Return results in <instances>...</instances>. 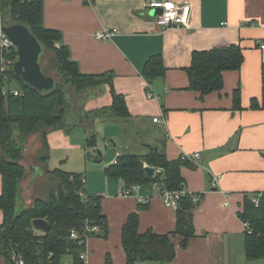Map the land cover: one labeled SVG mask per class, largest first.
<instances>
[{
	"label": "crops",
	"instance_id": "obj_1",
	"mask_svg": "<svg viewBox=\"0 0 264 264\" xmlns=\"http://www.w3.org/2000/svg\"><path fill=\"white\" fill-rule=\"evenodd\" d=\"M147 1L41 0L42 22L45 28L61 33L80 73L111 75L114 91L124 97L131 118L97 119L93 130L96 139L98 123L113 126L106 133L118 143L125 137V126L131 125L134 134L143 133L144 138L136 141V147L124 143V153L143 155L148 147L164 141L168 160L198 155L187 161L193 167L181 169L184 191L203 194L193 212L196 236L185 249L179 246L180 238H171L175 258L169 264H264V260L245 259L247 230L238 218L246 195L264 193V110L251 107V101L260 103L262 95L264 0H165L189 4L191 12L188 29L164 30L156 26L151 11L145 8ZM106 29H116V34L107 41L95 38L96 32ZM229 45L241 47V68L224 72L222 89L200 100L198 93L188 90L185 69L190 66L192 53ZM158 55L163 75L148 83L142 73L144 66ZM236 88H240V109L233 102ZM83 103L87 111L108 107L112 103L108 85L86 93ZM55 132L62 133L50 132L48 147ZM66 135L62 140L67 143L59 146L63 153L80 147L70 145ZM97 142L93 150L97 149ZM34 143L38 144L34 145L37 152V135ZM116 146L113 144L115 155L105 168L114 162L116 154H122ZM42 166L45 168L43 163ZM40 169L36 165L28 171L35 179L38 173L42 174ZM104 183L103 192L92 195L102 197L101 213L107 221L108 238L88 239L86 264H105L107 259L111 264H125L121 230L131 213L138 214L141 234L152 231L167 235L174 230L175 211L164 205L157 187L141 190V195L150 198L142 202L147 208L138 210L140 202L135 198L118 196L121 182L105 176ZM0 264L5 262L0 260Z\"/></svg>",
	"mask_w": 264,
	"mask_h": 264
},
{
	"label": "trees",
	"instance_id": "obj_2",
	"mask_svg": "<svg viewBox=\"0 0 264 264\" xmlns=\"http://www.w3.org/2000/svg\"><path fill=\"white\" fill-rule=\"evenodd\" d=\"M0 14L2 26L22 24L39 39L45 54L51 55V68L43 71L46 75L54 74L57 82L53 91L40 93L32 90L13 73L12 64L5 65V70L0 72V260L5 264H15L12 257L17 256L21 258L22 264H63L68 260L81 264L79 255L85 250L82 238L88 227H98V232L92 233L91 238H108L107 221L101 213L102 197L85 193V178L82 174L45 168L47 179L44 182L54 187L44 196L34 197L28 207L22 206L20 185L27 175L22 163L27 143L30 137L37 135L40 147L35 158L44 164L49 156L47 135L50 132L68 134L73 128L80 127L87 133L85 147L92 149L97 141L93 132L97 119L128 121L131 115L124 97L113 89L112 76L80 73L77 63L70 59L69 49L63 44L61 33L43 26L41 0H0ZM1 54L6 60H16L13 48L4 49ZM243 62L244 56L239 45L194 51L190 66L185 69L189 80L188 90L198 93L200 100L220 91L222 74L239 70ZM163 72L162 60L158 55L146 62L142 73L149 83L163 75ZM261 80V102L252 100L251 107L264 110V61L261 65ZM105 84L109 87L112 103L108 107L85 110L83 101L86 93ZM71 92L78 97L79 103H74ZM239 95L240 88H236L233 94L236 109H240ZM101 159L102 156L98 155L94 161L99 162ZM145 165L154 168L152 177H147ZM186 166L193 167L182 158L167 159L165 142L162 141L159 146L148 147L143 155L116 154L114 162L105 168V176L121 182L125 188L139 185L141 192L155 185L158 196L164 192H182L174 209V230L167 235H157L152 231L139 233L138 214L128 215L121 230L125 264H169L175 258L171 238H180L179 246L185 249L188 241L196 236L193 212L203 194L184 191L185 181L181 169ZM80 193H84L85 198L82 199ZM254 197L259 200L257 206L252 202ZM194 198L198 199L195 201ZM146 208L147 204L142 202L137 206L138 210ZM238 218L248 225L245 231V259L264 260V193L246 195ZM35 220L46 222L48 231L36 230L33 227ZM71 231H76L77 238H70ZM105 264H111L109 259Z\"/></svg>",
	"mask_w": 264,
	"mask_h": 264
},
{
	"label": "rangeland",
	"instance_id": "obj_3",
	"mask_svg": "<svg viewBox=\"0 0 264 264\" xmlns=\"http://www.w3.org/2000/svg\"><path fill=\"white\" fill-rule=\"evenodd\" d=\"M50 56V53H46L44 55L41 61L43 69L51 68V65L49 63V58H51ZM49 76H52L54 79L56 78L54 74H49ZM71 96L74 103H79V101L77 100L78 97H76L73 92H71ZM97 126L99 127V134H97L98 142L97 149L95 150L87 149L85 147V133L80 127L73 128L70 133L67 134L69 135V137L63 132L60 134L58 132L52 133L50 137L49 147L56 146L58 149H52L50 147L49 149L51 150H49V156L44 163L45 168L50 171L54 169H60L67 173L82 174L83 176H85L84 190L88 195L101 194L104 190L105 166L112 161L115 155V148L113 147V144L117 143L116 148L118 149V151L124 153L127 152L123 147L124 143H132V147H136L138 145L136 141L139 142V139L144 138L143 133H138L135 135L132 126L126 125L125 137L123 140L121 138L120 142L118 143V141L116 142L114 138H112L113 140H111L106 133L107 131L109 132L110 130H112L114 128L113 126H109L108 124L103 123H98ZM64 135L67 136L68 143L70 145L76 144L80 147L63 153L59 146L61 144L67 143L66 140H62ZM36 144L37 143H34V136L30 137L27 143L25 160L22 161L27 172V175L20 185L21 205L25 207H28L32 203L34 197H40L41 195L44 196L49 192L50 188L54 187L53 184L44 182L47 179L45 175L46 170L44 166H42V163L35 158L38 155L34 147V145ZM56 153H62V156ZM98 153H100L103 157V161L95 162L94 160H96V158L98 157ZM36 165H39V167L41 168L40 170L43 172L41 176L38 173V177L34 179L32 173L29 172L28 169L29 167H34ZM31 177L32 181L30 179ZM37 190L38 193H36Z\"/></svg>",
	"mask_w": 264,
	"mask_h": 264
},
{
	"label": "built area",
	"instance_id": "obj_4",
	"mask_svg": "<svg viewBox=\"0 0 264 264\" xmlns=\"http://www.w3.org/2000/svg\"><path fill=\"white\" fill-rule=\"evenodd\" d=\"M90 2V0H86ZM145 8L151 10L154 9H160L161 13L159 15L154 16V21L157 27H159L161 30L168 29V28H177V29H188L190 26V12L191 8L189 4H176L165 0H148L145 3ZM1 23H0V72L5 70V65L8 64H14L15 61L11 62L9 58L7 60L3 57L1 54L4 49H11L14 47L11 46V43L9 40L2 34L1 32ZM116 34V29H106L100 32L95 33V38L100 41H107L111 39ZM261 49H264L263 46L260 47ZM16 53V50H15ZM17 57V56H16ZM14 95H17V93H14ZM148 98L152 97L151 93L147 94ZM154 122H157V119H154ZM197 159L198 155H192V157L189 156H183L182 160L189 161L191 159ZM146 166V165H145ZM155 186V185H154ZM182 192H164L161 194L160 198L162 199L164 205L168 208L175 209L176 208V200L179 198V195ZM81 198H85L84 193H80ZM118 196L122 198H135L138 202H148L149 198L148 196H143L140 194V186L135 185L131 188H125L122 186V188L118 192ZM198 198H194L196 201ZM258 198L254 197L252 198V202L255 206L258 205ZM245 228L248 230V225L245 223ZM98 227L92 226L88 227L86 234L83 236V240L85 241V250L80 253L79 255V261L81 264L87 263V253H86V244L88 239H90V235L92 233H97ZM70 238L75 239L77 238L76 231L70 232ZM12 260L15 262V264H22V260L20 257L13 256ZM63 264H74L72 261L68 260L66 262H63Z\"/></svg>",
	"mask_w": 264,
	"mask_h": 264
},
{
	"label": "water",
	"instance_id": "obj_5",
	"mask_svg": "<svg viewBox=\"0 0 264 264\" xmlns=\"http://www.w3.org/2000/svg\"><path fill=\"white\" fill-rule=\"evenodd\" d=\"M160 13V9H154L150 14L156 16ZM1 32L16 50L17 57L12 66L13 73L32 90L40 93L53 91L57 82L43 71L41 61L45 55V48L39 39L27 27L19 23L2 26ZM144 170L147 177L153 176L154 168L145 166ZM33 227L38 231H48V224L43 220L33 221Z\"/></svg>",
	"mask_w": 264,
	"mask_h": 264
}]
</instances>
